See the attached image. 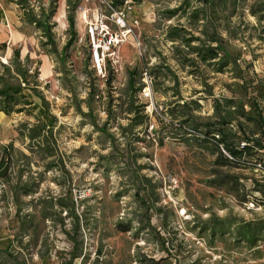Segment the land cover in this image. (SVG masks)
I'll use <instances>...</instances> for the list:
<instances>
[{
    "label": "rangeland",
    "instance_id": "rangeland-1",
    "mask_svg": "<svg viewBox=\"0 0 264 264\" xmlns=\"http://www.w3.org/2000/svg\"><path fill=\"white\" fill-rule=\"evenodd\" d=\"M97 8L0 0V62L18 49L56 117L53 136L37 127L31 140L25 126L51 120L37 96L27 91V112L0 111V155L11 156L0 264H264L262 172L226 159L215 128L201 127L234 116L224 125L231 148L264 146V0H141L110 83L89 62L82 13ZM69 14L76 37L62 58ZM218 44L228 55L204 60Z\"/></svg>",
    "mask_w": 264,
    "mask_h": 264
},
{
    "label": "trees",
    "instance_id": "trees-1",
    "mask_svg": "<svg viewBox=\"0 0 264 264\" xmlns=\"http://www.w3.org/2000/svg\"><path fill=\"white\" fill-rule=\"evenodd\" d=\"M113 1L116 6H120L122 5L124 0H113ZM133 1L136 4L141 3V0H133ZM198 1L202 2L205 6L208 7V6H212L216 0H198ZM218 1H221V0H218ZM196 13H198V10H196ZM29 15H30V18H29L30 22L35 24L38 28L44 29L45 34L51 39L50 43L51 44L54 43L52 35L50 34V27L47 24L48 22H46V20H39L32 13ZM68 21H69V31L71 33V39L67 42V44L63 48V51L61 53L62 58L64 57V55L67 54L68 49L73 44L74 38L76 37L74 16L69 14ZM219 51H222L226 55H228V53L223 49V46L218 44L217 46L213 48H208L206 50V55L204 56V60L217 58ZM89 62H90V65L93 66L91 55L89 58ZM30 71L31 69L27 65L21 62L20 51L18 49L13 51V58H12L11 63L4 64L0 62V111L7 115H11L13 113L27 112L28 106L32 104V102L29 100L27 91H31L35 96H37L41 100L42 105L45 111L47 112V114L50 115L51 120H50V125L48 129H46L47 127L43 126L40 122H38L36 126H29V127L28 125L25 126L28 132L27 136L31 140H34L38 136H40V135L37 136L36 134H34V131L35 129H37V127L38 128L43 127L50 136H53L52 126H53L54 121H56V117L53 114H51L49 110V104L46 100V97L38 89V85L37 84L31 85L30 78L33 77L36 80L38 76L36 73L32 76V74H30ZM113 71H114L113 69L108 68L107 77H106L105 82H109V83L111 82L109 80V76ZM135 75H136V72L134 70L129 72L128 88L131 92L134 93V95H136L137 92L141 91L142 89V86H139L138 88L135 86L136 84V80L134 79ZM186 103L187 102H184L183 105H188ZM228 103L229 105H231L233 101L229 100ZM258 106H257L258 113L262 116L261 120L264 123V107L262 106L258 107ZM217 107L218 108L220 107L219 103ZM217 113L219 114L220 112H217ZM230 114L232 115L233 113L230 112ZM86 115H90V117L93 120V123H95V120L92 116L91 111H89V113ZM232 120H234V116H231L229 119V121H232ZM229 121H226L224 116H221L219 120L215 122L201 124V127H208V128L214 127L215 129L212 134L213 140L216 143L223 145V147L225 146L227 149L226 151H228L231 155H233L239 163L241 164L251 163L254 160L263 161L264 158L261 156V152H259V150L264 149V146L262 147L259 143L256 144L257 142L256 143L253 142L255 141L253 139L252 141H249V138H246L248 139L247 141L246 140L238 141V144L236 145V147L231 148V146L227 142L226 133L224 130L225 124L230 125L229 123L231 122ZM104 130L105 128L103 127L102 131ZM243 141L248 143L249 145L240 149L239 146L241 142ZM9 147L10 146H7L4 149V152L8 151ZM223 155L226 157V159H228V157L225 154ZM10 161H11V156L9 152H6L5 154L0 155V179H5L9 176ZM69 195L71 197L72 192H70ZM70 205L72 209L75 207V203L73 200L71 201ZM1 251L8 254V250H1Z\"/></svg>",
    "mask_w": 264,
    "mask_h": 264
},
{
    "label": "built area",
    "instance_id": "built-area-1",
    "mask_svg": "<svg viewBox=\"0 0 264 264\" xmlns=\"http://www.w3.org/2000/svg\"><path fill=\"white\" fill-rule=\"evenodd\" d=\"M138 6L140 3L136 4L133 0H124L120 6H116L113 0H99V8L91 13L88 12L89 10L82 13L87 25L86 32L93 67L104 78H106L108 68L118 71L120 66L118 48L133 33L132 27L128 24V17L133 14ZM111 24L119 31H115ZM145 95H148L146 91ZM248 145L243 141L239 148L242 149ZM221 148L228 159L237 161L233 155L224 149L223 145ZM259 152L264 153V149H260ZM251 165L256 171L262 172L263 176L261 177H264V160H254Z\"/></svg>",
    "mask_w": 264,
    "mask_h": 264
},
{
    "label": "crops",
    "instance_id": "crops-1",
    "mask_svg": "<svg viewBox=\"0 0 264 264\" xmlns=\"http://www.w3.org/2000/svg\"><path fill=\"white\" fill-rule=\"evenodd\" d=\"M4 22L7 27H10L9 18L7 15L4 16Z\"/></svg>",
    "mask_w": 264,
    "mask_h": 264
},
{
    "label": "bare ground",
    "instance_id": "bare-ground-1",
    "mask_svg": "<svg viewBox=\"0 0 264 264\" xmlns=\"http://www.w3.org/2000/svg\"><path fill=\"white\" fill-rule=\"evenodd\" d=\"M59 20H61V16L59 17ZM186 213V212H185Z\"/></svg>",
    "mask_w": 264,
    "mask_h": 264
}]
</instances>
